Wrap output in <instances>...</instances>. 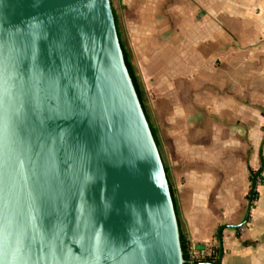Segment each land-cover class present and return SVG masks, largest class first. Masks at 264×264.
<instances>
[{
  "label": "water",
  "instance_id": "1",
  "mask_svg": "<svg viewBox=\"0 0 264 264\" xmlns=\"http://www.w3.org/2000/svg\"><path fill=\"white\" fill-rule=\"evenodd\" d=\"M183 263L110 0H0V264Z\"/></svg>",
  "mask_w": 264,
  "mask_h": 264
},
{
  "label": "crops",
  "instance_id": "2",
  "mask_svg": "<svg viewBox=\"0 0 264 264\" xmlns=\"http://www.w3.org/2000/svg\"><path fill=\"white\" fill-rule=\"evenodd\" d=\"M169 1L110 4L151 83L154 112L166 117L167 168L181 227L190 243L218 245L217 228L244 215L248 169L261 167L263 183H256L258 197L240 238L235 229L221 231L220 264H264V0H189V40L182 39V11L176 14V0ZM204 23L213 30H203ZM216 78L231 88L223 82L220 90ZM226 106L249 109L257 122L227 116Z\"/></svg>",
  "mask_w": 264,
  "mask_h": 264
},
{
  "label": "rangeland",
  "instance_id": "3",
  "mask_svg": "<svg viewBox=\"0 0 264 264\" xmlns=\"http://www.w3.org/2000/svg\"><path fill=\"white\" fill-rule=\"evenodd\" d=\"M197 1H201V0H197ZM173 1L170 0L169 4H171ZM175 2V0H174ZM191 2H189V0H176V4H175V12L180 13V11H182V39L183 40H189L191 38V33L190 32H185L186 30H188V18L186 16H184L186 14V10L188 8V6L190 5ZM182 8V9H181ZM219 8H222L221 6H219ZM164 11H166L167 7H163ZM203 30H205L208 33V29H210V24L209 23H204L202 24ZM213 29L211 28V31ZM121 40L124 44V47L127 49V52L129 54V59L131 61V64L133 65L135 74L137 76L138 82L142 88V93H143V103L145 106V110L147 112V115L149 117L150 123L151 125L156 129L157 131V135L159 138V152L163 161V164L167 167L168 165V158H167V152H166V144H167V136H168V128L166 126V117L164 115V113H162V116H160L158 118V115H156V113L154 112V105L152 103V99H154V94L152 93V90L150 88L151 83L147 82L144 78L142 73L140 72V70H138V66L135 62V53L134 50L132 48V44L130 43V39L126 36H124L123 31L121 30ZM207 47H202L201 50H203L202 52L206 53L207 52ZM191 59V57L187 58V60ZM203 72H206L207 70L202 68ZM219 80V86L217 88H219L220 90L222 88H224L223 82L224 80L216 78ZM226 83V81L224 82ZM226 89H230L231 88V84L226 83ZM229 86V88H228ZM210 87V86H209ZM208 87V88H209ZM202 90H204V88H202ZM210 93L213 91H209ZM214 93V92H213ZM152 94V95H151ZM205 92H203V96L205 97ZM224 109H228L230 111V113L227 115L229 117H237V118H241L249 123L250 126H253V122H257V117L256 115H254L249 109H245V110H238V109H234L232 107H224ZM166 114V113H165ZM225 115V114H224ZM221 118H226L227 120H229V118L227 117H221ZM263 175V174H262ZM258 197V196H257ZM255 201V200H254ZM247 203V202H246ZM246 226V224L242 225L239 229V233L242 231V229ZM184 230V229H183ZM256 244L259 243L260 241H255ZM191 244V243H190ZM255 244V245H256ZM210 248L212 249L213 253L215 251V244L209 245ZM225 252L224 248H223V253Z\"/></svg>",
  "mask_w": 264,
  "mask_h": 264
},
{
  "label": "trees",
  "instance_id": "4",
  "mask_svg": "<svg viewBox=\"0 0 264 264\" xmlns=\"http://www.w3.org/2000/svg\"><path fill=\"white\" fill-rule=\"evenodd\" d=\"M112 12H113L114 22H115V26H116V30H117V34H118V38H119V43H120V47H121V50H122V53H123V57H124V62H125L126 68H127L128 73H129V75L131 77L133 86H134L135 91L137 93V96H138V98L140 100L141 106H142V108L144 110L146 119L149 122L150 130H151V133H152L153 138L155 140V143H156V145L158 146V149H159L160 143H159V138H158V135H157V131L151 125L149 117H148L147 112L145 110V106H144L143 99H142V97H143L142 88H141V86H140V84L138 82V79H137V76L135 74L133 65L131 64V61L129 59V54L127 52V49L124 47V44H123V42L121 40V35H120L119 29H118V20H117V17L115 15L113 9H112ZM164 170H165V173H166L167 181H168V184H169L170 195H171V198H172V201H173V205H174V209H175V213H176V217H177V221H178L180 245H181L182 256H183V260H184L183 264H187L190 242H189L186 234L184 233V231H183V229L181 227V222L179 220V217H178V214H177V211H176L175 190H174L172 184L169 182L168 168L165 165H164ZM261 170H262L261 167L258 168L255 171L248 169V179H249V181L251 180L252 176H255L256 183H260V184L263 183V178L261 177V173H262ZM257 196H258V193H257L256 190H254L253 193H252V201H254L257 198ZM247 198H248V196H247ZM247 222H248V219H247L246 223ZM235 236H236L237 239L240 238V233H239V229L238 228L235 229ZM216 238H217V233H216ZM240 243H241L242 246H249V245L250 246H254L256 244L255 241H241ZM201 246H202L201 244H197L196 245V247H201ZM218 252H219L218 245H215V251H214L213 255L205 258V261L206 262H212V263L215 262L216 259H217Z\"/></svg>",
  "mask_w": 264,
  "mask_h": 264
},
{
  "label": "built area",
  "instance_id": "5",
  "mask_svg": "<svg viewBox=\"0 0 264 264\" xmlns=\"http://www.w3.org/2000/svg\"><path fill=\"white\" fill-rule=\"evenodd\" d=\"M213 255V251L209 245L204 244L201 247H196L191 243L189 246L187 264H204L205 258Z\"/></svg>",
  "mask_w": 264,
  "mask_h": 264
}]
</instances>
